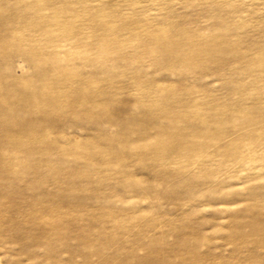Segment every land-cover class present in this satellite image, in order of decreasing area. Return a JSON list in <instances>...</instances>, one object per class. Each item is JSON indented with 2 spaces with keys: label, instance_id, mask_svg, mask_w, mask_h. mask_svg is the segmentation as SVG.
Here are the masks:
<instances>
[{
  "label": "rangeland",
  "instance_id": "374dc122",
  "mask_svg": "<svg viewBox=\"0 0 264 264\" xmlns=\"http://www.w3.org/2000/svg\"><path fill=\"white\" fill-rule=\"evenodd\" d=\"M0 264H264V0H0Z\"/></svg>",
  "mask_w": 264,
  "mask_h": 264
}]
</instances>
